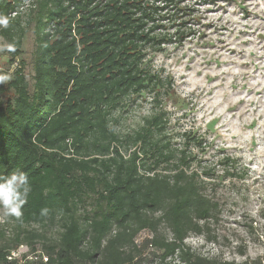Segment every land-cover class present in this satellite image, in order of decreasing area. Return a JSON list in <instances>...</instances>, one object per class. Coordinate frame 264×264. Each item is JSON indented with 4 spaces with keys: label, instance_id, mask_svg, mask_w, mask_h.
I'll return each mask as SVG.
<instances>
[{
    "label": "trees",
    "instance_id": "trees-1",
    "mask_svg": "<svg viewBox=\"0 0 264 264\" xmlns=\"http://www.w3.org/2000/svg\"><path fill=\"white\" fill-rule=\"evenodd\" d=\"M187 1L0 0V16L9 18L0 37L16 46L7 67L34 33L32 85L22 65L0 84V177L19 169L31 185L22 217L0 222V263L24 243L39 250L25 264H264L204 256L184 241L203 234L217 210L208 184L242 177L236 158L203 160L194 149L206 143L185 145L186 131L177 143L167 130L163 102L174 83L148 55L205 41L199 6L208 0ZM145 97L148 114L118 130L115 112ZM56 218V238L23 228ZM142 230L150 234L137 240Z\"/></svg>",
    "mask_w": 264,
    "mask_h": 264
},
{
    "label": "rangeland",
    "instance_id": "rangeland-1",
    "mask_svg": "<svg viewBox=\"0 0 264 264\" xmlns=\"http://www.w3.org/2000/svg\"><path fill=\"white\" fill-rule=\"evenodd\" d=\"M206 2L199 6L201 23L206 25L204 42L188 40L182 46L169 45L148 55L151 64L174 83L173 96L163 102L169 118L167 130L174 134L173 139L183 144L181 134L186 131L191 138L185 145L193 138L207 144L205 150L194 149L199 158L216 162L228 154L236 158L242 172L240 178L219 176L208 184L207 192L218 201L217 210L204 222L203 234L189 233L184 241L204 256L235 261L263 258L264 0ZM4 42L0 37V43ZM20 50L9 67V55L3 52L0 69L11 75L22 65L32 85V30L23 36ZM149 105L147 97L138 98L131 107L117 110L116 128L122 132L135 128L148 114ZM216 166L220 169L224 163ZM5 218L0 211V222ZM59 227L57 218L47 226H23L44 232L47 238H56ZM160 231L171 236L165 225ZM149 234L142 230L137 240ZM42 239L36 241L38 249L43 248Z\"/></svg>",
    "mask_w": 264,
    "mask_h": 264
},
{
    "label": "clouds",
    "instance_id": "clouds-1",
    "mask_svg": "<svg viewBox=\"0 0 264 264\" xmlns=\"http://www.w3.org/2000/svg\"><path fill=\"white\" fill-rule=\"evenodd\" d=\"M9 26V18L0 16V28ZM16 46L13 42L0 43V52H15ZM11 79L10 74L0 75V84ZM31 185L28 175L16 169L6 177H0V211L6 217L21 218L23 206L28 201ZM46 209L41 210V214L46 213Z\"/></svg>",
    "mask_w": 264,
    "mask_h": 264
},
{
    "label": "built area",
    "instance_id": "built-area-1",
    "mask_svg": "<svg viewBox=\"0 0 264 264\" xmlns=\"http://www.w3.org/2000/svg\"><path fill=\"white\" fill-rule=\"evenodd\" d=\"M28 0H24V3H27ZM24 6H21L22 10ZM15 12H12L11 15H14ZM38 252L31 251L27 244H19L16 248L12 249L10 253L6 256L7 261L0 264H25L28 261L36 260L38 258ZM43 261L46 260V256H42ZM16 260V261H15Z\"/></svg>",
    "mask_w": 264,
    "mask_h": 264
}]
</instances>
